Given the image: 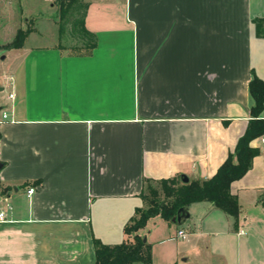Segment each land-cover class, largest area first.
I'll list each match as a JSON object with an SVG mask.
<instances>
[{"label":"crops","instance_id":"1","mask_svg":"<svg viewBox=\"0 0 264 264\" xmlns=\"http://www.w3.org/2000/svg\"><path fill=\"white\" fill-rule=\"evenodd\" d=\"M52 1L0 0V46ZM84 1L89 52L32 29L0 76V264H94L93 237H128L143 178L216 171L251 117L252 72L264 79V0ZM250 145L238 217L205 199L189 222L151 216V264H264V133Z\"/></svg>","mask_w":264,"mask_h":264},{"label":"trees","instance_id":"2","mask_svg":"<svg viewBox=\"0 0 264 264\" xmlns=\"http://www.w3.org/2000/svg\"><path fill=\"white\" fill-rule=\"evenodd\" d=\"M59 29L62 31L69 27L72 34L81 40L79 52H89L96 44L95 34L87 29L83 23L87 2L84 0H55ZM257 35H264V17L255 18ZM33 29L32 25L17 28L13 39L5 44L6 47H19L25 36ZM248 87L254 99L251 106V117L244 132L237 139L232 151H229L216 171L207 178L191 179L186 182L181 176L167 178H143V188L147 184L151 188L153 197L147 206L136 207L135 213L124 226L128 235L119 243H103L93 237L95 249L94 264H151L150 245L139 233L147 220L154 215H160L166 220H171L172 215L182 206L191 201L209 200L225 212L238 217L239 203L237 197L230 191V184L234 179L241 177L252 163L254 155L259 152L257 147L250 145V140L264 133V118L260 112L264 106V79L255 72L248 82ZM155 182L161 186L162 197H157L160 190L152 185ZM143 188L141 196L146 198Z\"/></svg>","mask_w":264,"mask_h":264},{"label":"rangeland","instance_id":"3","mask_svg":"<svg viewBox=\"0 0 264 264\" xmlns=\"http://www.w3.org/2000/svg\"><path fill=\"white\" fill-rule=\"evenodd\" d=\"M56 1L53 0L50 4L49 2L45 3L43 8L37 11L28 12V17L25 24L32 25L33 29L41 33L43 36L39 37L36 41L43 43L44 45H58L65 49L66 51L76 52L81 50L79 45L82 44L81 40L76 38L72 32L69 30V27L66 26V29H59V18L54 17L56 13ZM39 19V20H37ZM17 53L12 51L11 47L0 46V76L3 73L13 72L16 68V65L19 61ZM8 88L0 90V104L4 105L3 108H8L9 100L6 99L5 93ZM153 186L160 190L157 197H162L161 186L153 182ZM143 192L146 196L144 199V207L151 202V198L156 197L151 193V188L145 184ZM134 264H142L141 262H135Z\"/></svg>","mask_w":264,"mask_h":264},{"label":"water","instance_id":"4","mask_svg":"<svg viewBox=\"0 0 264 264\" xmlns=\"http://www.w3.org/2000/svg\"><path fill=\"white\" fill-rule=\"evenodd\" d=\"M181 180L183 182L188 181V177L185 174H181ZM171 220L177 223L189 222V212L186 205L180 206L176 212L172 215ZM145 239V238H144Z\"/></svg>","mask_w":264,"mask_h":264},{"label":"built area","instance_id":"5","mask_svg":"<svg viewBox=\"0 0 264 264\" xmlns=\"http://www.w3.org/2000/svg\"><path fill=\"white\" fill-rule=\"evenodd\" d=\"M9 96L12 97L13 93H9ZM2 115H3V117H6V113H3ZM33 191H34V186H30L28 188V192L31 193ZM3 218H5L4 212H3V210H0V219H3ZM177 234H178V236L184 237L186 233H185V231L182 228H180V229L177 230Z\"/></svg>","mask_w":264,"mask_h":264}]
</instances>
